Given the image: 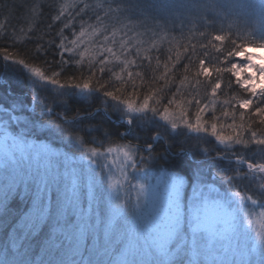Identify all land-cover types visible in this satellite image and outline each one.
<instances>
[{
	"label": "snow or ice",
	"instance_id": "snow-or-ice-1",
	"mask_svg": "<svg viewBox=\"0 0 264 264\" xmlns=\"http://www.w3.org/2000/svg\"><path fill=\"white\" fill-rule=\"evenodd\" d=\"M241 15L239 0L0 8V63L31 89L0 100V264H264V0L251 27ZM95 94L124 131L86 137L100 108L56 110ZM174 135L216 146L198 159Z\"/></svg>",
	"mask_w": 264,
	"mask_h": 264
},
{
	"label": "trees",
	"instance_id": "trees-1",
	"mask_svg": "<svg viewBox=\"0 0 264 264\" xmlns=\"http://www.w3.org/2000/svg\"><path fill=\"white\" fill-rule=\"evenodd\" d=\"M14 2H16V0H0V8H3L4 6ZM153 2H156V0H153ZM239 2L244 12L247 14V15H241L240 17L241 25L246 27H251L252 21L255 18L253 12L249 4L245 0H239ZM245 21H247V23H245ZM0 78L8 80V84H5L2 87H0V100L3 99V94L5 93V89L10 85L11 88L18 95L23 96L26 103L30 102L31 89L28 81L25 79L24 73H22L19 70H12V69H9L7 72H5L2 63H0ZM48 95H51V93H48ZM64 107L68 108L69 115L75 114L77 110H79L81 114H85L89 112H95L97 108L101 109L100 111L96 112V114L91 118L84 119L80 122L82 127L91 126L92 128H94V131H88L87 129L84 131V135L86 137L90 135H97V136L102 135V132L105 128L112 130L113 135H116L119 132H122L126 129V126L123 124V121L121 120L120 114L118 112L112 111L110 104L104 105L103 97L99 94H95L88 99H84L82 97L73 95L68 98L67 106L57 105L56 110L61 111ZM105 107L109 109L107 112L104 111ZM35 111L37 114L40 112V105L35 106ZM42 118L44 120L49 119V117L46 114ZM97 125L101 127H96ZM156 130L157 129L154 125H150L147 127L146 131L141 132V136L142 137L150 136L154 134ZM160 131L163 132V129H160ZM172 139H173V148H172L173 152L176 149H178L181 145H183L185 148L189 150L190 153L195 152L197 154L198 159H203V157L200 154L201 149H203L204 147L216 146L214 138H207L206 143L204 141H198L194 136L184 137V136L174 135ZM160 147H163V144H161ZM205 166L209 167L210 171L213 170L212 166H209L207 161H205ZM230 167L231 166L227 164V162L220 161L218 162L217 165H215V170H218L221 172V174L226 175V174H230L228 171Z\"/></svg>",
	"mask_w": 264,
	"mask_h": 264
},
{
	"label": "rangeland",
	"instance_id": "rangeland-1",
	"mask_svg": "<svg viewBox=\"0 0 264 264\" xmlns=\"http://www.w3.org/2000/svg\"><path fill=\"white\" fill-rule=\"evenodd\" d=\"M245 1L249 4V6L253 12V15L255 17L256 14L258 13L260 7H261V0H245ZM256 51L257 50H254V52H256ZM261 54L264 55V53H261Z\"/></svg>",
	"mask_w": 264,
	"mask_h": 264
}]
</instances>
